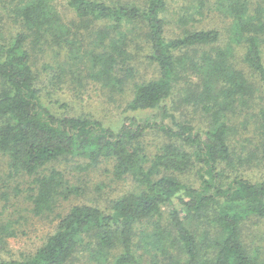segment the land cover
Listing matches in <instances>:
<instances>
[{
    "label": "trees",
    "instance_id": "16d2710c",
    "mask_svg": "<svg viewBox=\"0 0 264 264\" xmlns=\"http://www.w3.org/2000/svg\"><path fill=\"white\" fill-rule=\"evenodd\" d=\"M167 1L148 0L142 11L133 4L110 0H67L80 25L109 24L108 29L98 31L103 44L109 39L105 49L92 54L100 79H110L114 61L127 59L126 34L120 28L138 22L148 27L152 60L159 74L136 84L129 108L155 114L127 115L119 129L99 119L53 110L37 84L24 34L0 50V154L8 155L19 171L29 174L58 158L80 157L95 162L112 157L117 161V174L132 175L139 186L116 199L108 213L88 204L75 205L64 215L58 212L56 230L34 254L3 259L0 264H68L81 246L98 264H147L137 252L138 234L147 250L161 253L168 264H264V252L251 254L242 238L246 217L264 218V180L253 181L238 174L231 178L220 168L222 164L233 170L239 165L251 169L264 166V155L260 156L264 153V55L258 35L264 29L263 16L253 7L255 0H231L226 7L233 17L229 38L244 45L238 60L231 44H219L221 32L217 29H186L183 35L169 39L162 17ZM49 6L47 0H37L21 9L25 23L41 36L65 29L57 26L60 17ZM188 60L196 67L197 87H201L188 96L210 117L211 126L205 131L175 120L167 103L174 97ZM237 123L254 135L253 140L247 137L249 142L240 146L238 157H234L229 140ZM149 130L175 140L167 142L153 158L141 140ZM191 166L198 167V185L183 183L174 175ZM33 183L29 197L37 215L54 213L59 199L78 192L56 169ZM169 204L172 210L165 224L163 207ZM193 220L196 222L188 223ZM197 221L208 226L203 241L191 227ZM6 226L0 225V235ZM86 238L91 241L85 243Z\"/></svg>",
    "mask_w": 264,
    "mask_h": 264
},
{
    "label": "rangeland",
    "instance_id": "374dc122",
    "mask_svg": "<svg viewBox=\"0 0 264 264\" xmlns=\"http://www.w3.org/2000/svg\"><path fill=\"white\" fill-rule=\"evenodd\" d=\"M47 1L60 17V22L56 24L64 26L62 33L59 31L55 34L51 30L41 36L25 23L21 9L36 3L37 0H0V50L8 48L19 34L26 36L25 47L31 54V62L37 72V84L42 90L44 100L51 108L61 114L99 119L114 129L121 127L127 115L146 117L155 114L152 110L133 112L129 108L136 84L154 79L159 74L158 65L152 60L153 49L147 37L146 23L138 22L120 28L122 33L126 34L127 59L119 58L114 61L110 79H100L97 76L99 67L95 65L92 54L105 49L109 39H104L103 44L98 31L108 29L109 24L93 22L88 27L80 25L75 12L68 7L67 0ZM110 1L116 4H133L142 11L148 4V0ZM230 4L231 0H168L167 7L162 13L166 36L169 39L179 37L186 29H217L221 32L219 44H231L240 60L244 52L243 42L229 38L228 26L233 22V17L227 14L226 7ZM253 7L255 10L259 9L264 21L263 0H255ZM68 25L71 28L70 34L66 31L69 29ZM109 32L114 36L112 27ZM115 34L118 36V31L115 30ZM258 35L262 40L264 55V29ZM189 53L191 56L194 54L192 49ZM186 65L176 84L174 97L167 103L175 120L190 122L197 129L205 131L211 126L210 117L193 98L188 96L189 93L201 90V87H197L199 74L190 60ZM240 65L244 67L242 62ZM118 79L123 81L120 82ZM2 85L0 83V87ZM236 128L229 140L234 157H238L236 150L249 142L247 137L253 140L254 135L240 123H237ZM141 140L150 158H153L167 142L175 141L156 130H149ZM249 145L252 147L253 144L248 143ZM263 155L264 153L260 154ZM88 163L90 165L86 169L82 167ZM192 167L183 172H175L174 175L183 183L198 185V167ZM220 168L230 174L231 178L238 174L252 178L253 181L264 180V166L251 169L246 165H239L233 170L222 164ZM53 169L63 172L68 185L77 188L78 192L72 193L67 199H59L54 213L37 215L29 197L32 194L33 182L37 177L48 174ZM117 172V161L112 157H101L95 162L87 158L67 157L52 160L35 174H29L19 171L8 155L0 154V225L7 224L4 233L0 235V260L24 259L34 254L56 230L58 212L64 215L75 205L88 204L108 213L116 199L139 187L132 175H119ZM175 202L179 205L178 200ZM171 210L170 204L163 207L162 220L165 224H168ZM190 222L196 221L188 223ZM196 224L204 226L198 228ZM140 226L144 227L142 224ZM191 227L196 233L201 234L200 238L203 241L207 236L205 229H208V226L197 221ZM150 229L149 231H153L151 227ZM11 231L15 232V235L10 234ZM138 232L141 231L138 229ZM139 237L140 234L138 239ZM242 238L251 254H255L256 251L263 254L264 218L253 215L246 217L242 222ZM138 239L140 246L137 252L142 260L147 264H168L167 257L159 252L148 251L143 241ZM90 241V238H86L85 243ZM89 255L90 251L81 246L68 264H98ZM175 256L179 257L176 251Z\"/></svg>",
    "mask_w": 264,
    "mask_h": 264
}]
</instances>
